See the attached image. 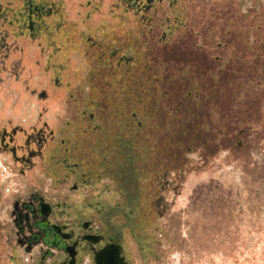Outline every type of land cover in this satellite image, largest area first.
<instances>
[{
	"label": "rangeland",
	"instance_id": "1",
	"mask_svg": "<svg viewBox=\"0 0 264 264\" xmlns=\"http://www.w3.org/2000/svg\"><path fill=\"white\" fill-rule=\"evenodd\" d=\"M237 3L232 13L244 15L245 30H234L229 41L240 39L249 48L256 27L264 23V0ZM211 30L200 29L196 37L194 31L171 47L176 51L191 45L185 51L191 48L193 52L194 42L209 41ZM211 43L202 52H193L200 62L198 74L205 72L203 82L193 80L198 74L191 77L188 65L180 68L172 60L163 65L155 54L156 59L150 56L146 64L148 71L143 69L146 65L134 68V82L140 86L132 87L131 97L125 94L129 90L125 82L122 86L101 82L98 105L94 97L65 94L62 107L56 106L48 114H40L39 107L31 108L28 100L13 113L0 98V111L7 106L0 121L11 119L28 127L26 123L53 118L57 134L55 147L49 148L51 158L25 175L6 173L0 164V264H40L47 244L53 252L46 255V264L59 260L49 243L29 245L25 241L28 229L19 232L14 222V202L27 200L33 192L51 204L53 220H89L96 229L118 238L130 264H264V83L256 86L255 80L250 84L246 79L248 73L257 72L256 65L248 64L250 57L233 65L224 54L222 61L207 67L211 56L219 52ZM261 52L264 56V50ZM259 64L263 72L256 79L264 80V61ZM218 71L229 72L222 83ZM166 74L165 83L162 76ZM153 79L155 88L151 89ZM195 83L203 89L197 97L191 90ZM136 94L147 98L133 109ZM88 99L95 103L89 108L95 115L92 121L82 112ZM152 99L153 105L147 102ZM183 104L192 108L193 117L185 114ZM124 112L126 120H119ZM130 112L136 117L130 119ZM136 121H141L143 129L133 136L131 124ZM183 129H189L186 145L166 141L167 132L177 130L182 135ZM110 133L140 143V156L132 155L128 159L132 163H128L139 174L147 169V178L132 174L133 182L127 188L112 176L113 164L106 162L111 155L105 150L101 154L104 145H99ZM82 174L87 183L82 182ZM74 183L76 189L71 187ZM87 259L85 256L81 264H93Z\"/></svg>",
	"mask_w": 264,
	"mask_h": 264
},
{
	"label": "flooded vegetation",
	"instance_id": "2",
	"mask_svg": "<svg viewBox=\"0 0 264 264\" xmlns=\"http://www.w3.org/2000/svg\"><path fill=\"white\" fill-rule=\"evenodd\" d=\"M237 6V0H0V98L9 103L13 113L28 100L32 101L31 108L39 107L40 114H48L54 107H62L65 94L94 97L98 105L102 101L101 82H115L120 86L125 82L129 87L125 94L131 97L136 83L134 68H143L157 54L163 65L171 60L180 68L188 65L186 71L192 77L194 72L198 74L196 66L200 63L195 53L202 52L211 42L219 54L212 55L210 63L205 62L207 67L218 64L214 61H222L224 54L228 64L233 65L244 63L250 57L248 64L256 65L257 72L248 73L246 79L250 84L255 80L256 86H260L264 80L256 79V75L263 72L258 65L264 61L260 55L264 41L258 32L264 31V23L256 27L251 47L247 48L240 39L229 41L234 30L239 33L245 30L244 15L232 13ZM209 28L212 29L209 41L201 38L202 43L194 42L195 53L191 48L185 51L191 45H186L184 50L172 49L175 40L181 44V39H188L194 31L196 37L198 30ZM251 51H255L253 55ZM143 69L148 71L150 66ZM204 73L200 70L201 75L194 74L193 80L205 81L201 78ZM167 74L162 76L164 82ZM217 75L222 83L229 72L218 71ZM191 90H195V97L203 91L196 83ZM89 99L82 106V112L88 113L92 121L95 115L89 108L95 103ZM52 119L26 123L28 127L11 119L0 121V164L4 172L25 175L51 158L49 148L55 147L57 135ZM96 128L97 125L90 129ZM60 142L64 143L62 139ZM81 177L87 183L86 174ZM71 187L76 189L77 184ZM13 209L18 231L28 229L25 241L29 245L45 242L57 250L60 257L54 264H81L85 256L95 264V253L109 244H119L124 257L118 238L96 229L93 222L53 220V207L39 193L33 192L27 200L15 201ZM47 245L40 264H46V255L53 252ZM124 260L130 264L125 257Z\"/></svg>",
	"mask_w": 264,
	"mask_h": 264
},
{
	"label": "trees",
	"instance_id": "3",
	"mask_svg": "<svg viewBox=\"0 0 264 264\" xmlns=\"http://www.w3.org/2000/svg\"><path fill=\"white\" fill-rule=\"evenodd\" d=\"M155 83V80L153 79L151 81V84ZM166 83V82H165ZM162 85V83H159V87ZM135 87H139L140 84H134ZM162 87V86H161ZM155 88L152 84L151 89ZM141 89V87H140ZM198 89V88H197ZM147 96H144L142 94L140 95H134L133 96V109L139 108L141 101L146 100ZM129 100V99H128ZM155 103V100L152 99V101H150L149 103L151 105H153ZM124 104H126V102H123ZM183 106H185V104H183ZM187 105V107L185 106L184 111L185 114H189L190 117H193L192 112L190 106ZM154 107H152L153 110ZM155 109V108H154ZM143 110V109H142ZM125 116H127V113H123L122 118L119 120H126ZM129 116V115H128ZM136 117V113L134 112L133 114L130 112V119H132L131 117ZM135 125L131 124V126L133 127L134 132L132 133L133 136H136L142 129H143V124L141 123V121H136L134 123ZM190 127V126H189ZM132 130V131H133ZM184 130V129H183ZM189 133V129H185L184 130V134L182 133V135L176 130V131H172V132H167L165 134V138L166 141L173 143H179L181 142L182 144L186 145V142H184L185 137L188 136L186 133ZM124 137L121 138H117L116 136H112V133H110L109 135H106V137L103 139L104 142H102L103 146V150H101V154H104V150L107 153H110V159H106V162L112 163L113 164V169L111 170V174L112 176L115 177V179L117 181H121L125 186L129 188V183L133 182V178L131 177V175L133 174H138V178L140 179L141 177H148L147 175V169L143 170V173L139 174L136 170H135V166H134V170H133V164H129L128 162H131V160H128L129 158H132V155H134L135 158L140 156V152L137 151L138 148H142V146L140 145L139 142H134L132 139L130 140L129 138L124 141L123 139ZM128 144V145H127ZM167 148V147H166ZM158 149V148H157ZM145 150V149H144ZM148 152V151H145ZM167 153V151H166ZM129 154H131V157H129ZM168 155H171L170 152H168ZM123 157H125V159L123 160ZM105 158V156H104ZM146 158H149L148 155H146ZM126 162V163H125ZM106 163V164H107ZM132 163V162H131ZM127 165H131L132 167L129 169L127 167ZM126 166V167H125ZM138 181V180H137ZM136 181V183H137ZM126 188V190H127ZM125 189V188H124Z\"/></svg>",
	"mask_w": 264,
	"mask_h": 264
},
{
	"label": "water",
	"instance_id": "4",
	"mask_svg": "<svg viewBox=\"0 0 264 264\" xmlns=\"http://www.w3.org/2000/svg\"><path fill=\"white\" fill-rule=\"evenodd\" d=\"M95 264H128L121 255L119 244H109L95 253Z\"/></svg>",
	"mask_w": 264,
	"mask_h": 264
}]
</instances>
